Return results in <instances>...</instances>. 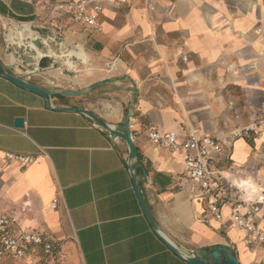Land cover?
I'll list each match as a JSON object with an SVG mask.
<instances>
[{"label": "crops", "instance_id": "obj_1", "mask_svg": "<svg viewBox=\"0 0 264 264\" xmlns=\"http://www.w3.org/2000/svg\"><path fill=\"white\" fill-rule=\"evenodd\" d=\"M75 1L0 0V60L46 89L59 108L88 110L119 129L130 114L141 159L132 167L159 233L139 203L127 143L2 75L0 212L15 219L16 233L53 238L60 264H188L158 234L185 254L225 246L240 264H264V244L249 246L231 218L233 200H255L264 187V34L257 32L264 0H104L103 32L73 22ZM29 25L44 35L65 29V39L46 37L39 50L32 42L41 38ZM25 49L34 64L17 58L28 55ZM77 66L80 76L74 75ZM104 80L109 82L91 89ZM64 90L85 93L68 96ZM17 119L24 120L22 128ZM191 127L238 135L213 164L223 172L221 220L208 196L191 189L185 154L149 138L156 129L184 140ZM7 152L36 162L10 164ZM0 264H41L40 254Z\"/></svg>", "mask_w": 264, "mask_h": 264}, {"label": "built area", "instance_id": "obj_2", "mask_svg": "<svg viewBox=\"0 0 264 264\" xmlns=\"http://www.w3.org/2000/svg\"><path fill=\"white\" fill-rule=\"evenodd\" d=\"M128 1L119 0L122 4H126ZM104 9V0H76L73 4L72 20L84 28L103 32L100 16ZM257 32L264 34V25L258 28ZM244 131L249 134L250 129L247 128ZM237 137L238 135H235L231 139L202 134L196 127L189 129L184 140H180L179 135L173 131L165 132L153 129L149 133L153 144L171 152L185 154L191 189L193 191L200 189L203 196H208L211 212L217 220L222 219L218 193L221 189L220 181L223 178V172L219 168H214L213 164L225 147L233 144ZM5 159L8 163L21 167H27L36 162L35 156L11 152L5 153ZM56 204L57 200H54L51 206L55 208ZM263 208L264 187L260 189L255 200L237 197L232 202V221L247 233L249 246L264 244ZM15 223L14 218L0 212V260L11 257L22 261L27 258L29 252H38L41 264H60L61 252L53 238L40 232L16 233Z\"/></svg>", "mask_w": 264, "mask_h": 264}, {"label": "water", "instance_id": "obj_3", "mask_svg": "<svg viewBox=\"0 0 264 264\" xmlns=\"http://www.w3.org/2000/svg\"><path fill=\"white\" fill-rule=\"evenodd\" d=\"M39 38H41V40L36 39V40H33L32 43L37 48L44 49L45 44L43 41L47 40V38L45 37L44 34L39 35ZM25 51L28 54L27 49H25ZM17 58H19V60H21L22 62H26L28 65L34 64L33 54H28L25 57L23 55V52L22 53L20 52V53H17ZM0 75L4 76L9 81L16 84L17 86L24 88L26 90H29V91L43 97L44 99H46L49 102V104L52 108H54L56 110H61V111H72V112L84 114L87 117H89L93 122H95L98 126L105 129L112 136L123 139L127 143L128 148H129V160L132 163L131 164V176H132L134 188H135L139 203L142 207L144 214L147 217V220H148L150 226L152 227V229L155 232L159 233L158 226H157L154 218L152 217V215H151V213H150V211H149V209H148V207H147V205H146V203L142 197V194L140 192V189H139L136 177H135V168L132 167L133 163H137V165H139L141 163V159H140L138 150H137V148L133 142L132 133L129 130V126H128L129 120H130V114L129 113L124 118V127L122 129H119V128H116L115 126L109 125L108 123H106L101 118H99L98 116H96L95 114H93L92 112H90L88 110H85L82 108L67 109V108H59V107L55 106L52 102V98H51L50 93L46 89L42 88L39 85L27 82L24 79H22L21 77L17 76L16 74H14L12 72L11 68L3 65L1 60H0ZM108 82H109V80L97 82L91 86V89L105 85ZM62 93L64 95H68V96H80V95H83L85 92L64 90V91H62ZM15 124H16V127L22 128L24 126V120L23 119H17ZM158 236L160 237V239L166 244V246L172 252H174L176 255H178L180 257L184 256L185 261L188 264H240L237 257L229 250V248H227L225 246H217L215 248H212L206 254H203V255L185 254L177 246H175L171 241H169L167 238H165L163 235L158 234Z\"/></svg>", "mask_w": 264, "mask_h": 264}, {"label": "rangeland", "instance_id": "obj_4", "mask_svg": "<svg viewBox=\"0 0 264 264\" xmlns=\"http://www.w3.org/2000/svg\"><path fill=\"white\" fill-rule=\"evenodd\" d=\"M31 30H30V32H32L31 34L32 35H34V34H37L38 36L39 35H43L39 30H37L36 28H31V26L29 25L28 26ZM29 28H28V32H29ZM65 29H63V30H54L52 33L51 32H49V33H47V34H45V37H47L48 39H49V37H51L52 35H56V37H58L59 39H65V37H64V35L65 34H63ZM45 44H48V42L47 41H43ZM51 44L54 46V48L55 49H58L59 48V46H55L54 44H53V42H51ZM53 48V49H54ZM31 51H33V53L34 54H36L37 52H35L34 50H32V49H30ZM41 52H43V51H41ZM80 63V62H79ZM78 65V64H77ZM81 68L82 67H79V66H77V67H75V68H73V71H74V75H76V76H80L81 74H82V71H81ZM79 83H75V84H73V83H70V85L71 86H75L76 88H78V85Z\"/></svg>", "mask_w": 264, "mask_h": 264}, {"label": "bare ground", "instance_id": "obj_5", "mask_svg": "<svg viewBox=\"0 0 264 264\" xmlns=\"http://www.w3.org/2000/svg\"><path fill=\"white\" fill-rule=\"evenodd\" d=\"M37 49H39V48H37ZM39 50H41V49H39ZM29 52H31V51H29ZM35 58H37V55L35 56ZM73 59L76 62L77 57H74ZM38 62H39V60H38Z\"/></svg>", "mask_w": 264, "mask_h": 264}]
</instances>
